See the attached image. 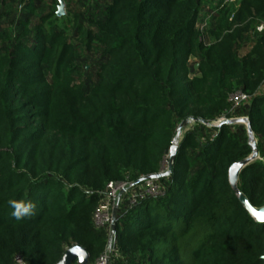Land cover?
I'll use <instances>...</instances> for the list:
<instances>
[{
  "label": "trees",
  "instance_id": "trees-1",
  "mask_svg": "<svg viewBox=\"0 0 264 264\" xmlns=\"http://www.w3.org/2000/svg\"><path fill=\"white\" fill-rule=\"evenodd\" d=\"M14 1L0 0V21ZM37 1L0 47V264H58L75 245L97 264L109 249L108 231L94 224L107 185L163 172L157 196L121 203L111 264H264V224L230 183L231 169L253 153L247 133L203 125L248 117L264 158V30L242 53L264 22V0L221 8L222 0L205 31L204 0H110L94 32L75 27L105 59L89 89L76 80L71 38L33 28ZM237 92L251 99L232 112ZM191 120L168 173L177 126ZM238 189L264 207L263 161L240 173ZM9 199L31 200L33 214L14 220Z\"/></svg>",
  "mask_w": 264,
  "mask_h": 264
},
{
  "label": "rangeland",
  "instance_id": "rangeland-1",
  "mask_svg": "<svg viewBox=\"0 0 264 264\" xmlns=\"http://www.w3.org/2000/svg\"><path fill=\"white\" fill-rule=\"evenodd\" d=\"M63 1V11L64 15L62 17H57L58 8L60 6L59 0H38L35 4V12L31 17L33 28L38 25H44L45 28L55 27L59 30H63L72 40L74 45L78 51V64L80 67V73L76 75V80L78 82H82L84 84L85 89H89L93 85H95L97 80V72L99 71L101 65L105 62V59L102 56V50L97 43H93V47L91 50H88L86 46L82 42V38H80L76 31V23H81L84 29H91L93 32L96 30L95 23L98 19L104 16L106 4L110 0H62ZM222 0H204L203 2V10L201 11L199 21V28H206L205 23L211 22V13L214 11ZM28 0H16L7 4L1 12L3 13V19L0 21V47L7 46L11 44L12 39L17 30V23L26 18V4ZM233 5L236 6L238 0H233ZM55 14V15H54ZM46 18L47 22H43L42 19ZM260 26H264V22H259L255 29L248 35L247 40H245V44L242 48V53L245 54L249 50V45L255 40L256 35L259 33L258 28ZM204 29L203 31H205ZM204 44H210V38L205 34L203 36ZM192 65H198V59H191ZM193 72V71H192ZM194 73V72H193ZM264 92V88L262 89ZM245 107V106H244ZM235 117L231 119H239L245 118ZM224 118V117H223ZM222 118V119H223ZM221 119V120H222ZM220 120V121H221ZM228 120V119H227ZM218 121V122H220ZM188 125L183 129L182 134L188 129H194L196 126V122L188 121ZM218 122L212 123L216 124ZM182 123H179L177 126V132ZM204 126L208 128H212L209 125L203 123ZM231 125H237V132L245 130L247 133L249 143H251L249 134L247 131V127L244 124L236 123ZM197 130H200V127H197ZM205 133L204 131H201ZM181 134V136H182ZM177 136V135H176ZM254 141L258 144V139L254 137ZM179 142V141H178ZM263 149H264V141H263ZM258 151V148H257ZM258 160L264 162V158L261 156V153L258 152ZM165 171L168 169V163L165 164ZM158 187V186H157ZM159 188V187H158ZM145 193V187H137L133 191L129 193V195H123L121 198V203L132 204L131 196L134 194L138 197ZM120 203V205H121ZM134 204V203H133ZM110 239V237H109ZM113 247V245H112ZM112 247H109L108 255L111 257L113 253ZM20 264V263H17Z\"/></svg>",
  "mask_w": 264,
  "mask_h": 264
},
{
  "label": "water",
  "instance_id": "water-1",
  "mask_svg": "<svg viewBox=\"0 0 264 264\" xmlns=\"http://www.w3.org/2000/svg\"><path fill=\"white\" fill-rule=\"evenodd\" d=\"M60 6L58 8V12H57V17H62L64 15V11H63V1L59 0ZM196 69L199 68V65L195 66ZM194 122H197V120H192ZM188 121L182 122V124L180 125L178 132H177V136L174 140V144L171 147L170 150V154H169V158H168V173H170L172 171V167L177 155V150H178V145H179V139L181 137V134L183 132V129L188 125ZM223 123L226 124H236V123H240V124H244L247 127V131L249 134V138L251 143L250 146L253 149V153L252 155L247 158L246 160L239 162L238 164H236L230 172V183L234 189V191L236 192L237 196L240 198V200L242 201L243 205L246 207L247 211L249 212V215L254 219V221L258 224H264V219H261V216H264V207L261 209H255L254 207L251 206V204L249 203V201L247 200V198L239 191L238 189V182H239V176L240 173L247 167L249 166L251 163L255 162L258 160V151H257V144L254 141V133L252 131L251 128V124L249 119L247 118H239V119H228V120H223L220 121L216 124H210V123H204L206 125H209L211 127H220ZM164 175L163 173H159V174H155V175H150L147 177H143L140 180L136 181L135 183H133V186H139L140 184H144L148 181H156L159 180L162 176ZM124 191L121 192L118 196V201L121 200L122 196L124 195ZM118 211H119V204H117L114 207V211H113V223H112V233L109 239V246L112 247L113 245V241H114V237H115V226L117 224V215H118ZM78 247L81 251L79 254L77 253H73L70 251V249L72 248H76ZM70 249H68L66 251V253L64 254L63 258L60 260V262L58 264H61V261L64 262V264H73L74 262H77L78 264H89L90 262V256L87 252V250L81 246L75 245L73 247H71ZM82 256V259H81ZM106 264H111V257L108 256L107 257V262Z\"/></svg>",
  "mask_w": 264,
  "mask_h": 264
},
{
  "label": "built area",
  "instance_id": "built-area-1",
  "mask_svg": "<svg viewBox=\"0 0 264 264\" xmlns=\"http://www.w3.org/2000/svg\"><path fill=\"white\" fill-rule=\"evenodd\" d=\"M233 3H234L233 0H223L221 8H223L226 5H232ZM215 13H216V10L212 12L211 20ZM209 23H210L209 21L205 23L206 28L209 26ZM206 28L202 27L200 29L201 31H203ZM263 30H264V26H260L258 28L259 32H262ZM250 99H251V96L243 92H237L231 95L230 101L232 102V112H234L236 109L241 107L243 104L249 102ZM245 118L249 119L248 117H245ZM223 120H227V118L224 117L221 121ZM168 158L169 156L167 157L166 163H168ZM142 186L145 187V193L141 194L139 197L137 195L134 196L133 194L131 196L132 204L136 203V201L139 198H141L143 195L144 196L145 195L157 196L159 194V188L155 185L153 181H148L138 187H142ZM135 188H137V186L134 187L133 183L130 181L110 182L107 185L105 191L102 193V201L94 215V224L97 229L107 230L109 233V237L111 236L114 207L117 204H119V207H120V203H121V200L118 201V196L123 191L125 192L124 195H127V194L129 195V193L133 191ZM108 252H109V249L107 253L98 260L97 264H106L107 257L109 256ZM17 263L25 264L20 258H17Z\"/></svg>",
  "mask_w": 264,
  "mask_h": 264
},
{
  "label": "clouds",
  "instance_id": "clouds-1",
  "mask_svg": "<svg viewBox=\"0 0 264 264\" xmlns=\"http://www.w3.org/2000/svg\"><path fill=\"white\" fill-rule=\"evenodd\" d=\"M7 203L9 208L11 209V217L16 221H22L23 219L30 217L36 207V205L31 200L9 199ZM70 251L79 254L81 250L76 247L70 249ZM259 260L264 261V251H261L259 253ZM61 264H64V262L61 261Z\"/></svg>",
  "mask_w": 264,
  "mask_h": 264
},
{
  "label": "snow or ice",
  "instance_id": "snow-or-ice-1",
  "mask_svg": "<svg viewBox=\"0 0 264 264\" xmlns=\"http://www.w3.org/2000/svg\"><path fill=\"white\" fill-rule=\"evenodd\" d=\"M260 218H261V219H264V216H261Z\"/></svg>",
  "mask_w": 264,
  "mask_h": 264
}]
</instances>
